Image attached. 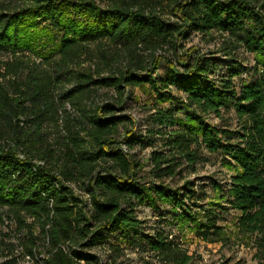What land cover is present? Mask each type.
Here are the masks:
<instances>
[{
	"label": "trees",
	"instance_id": "obj_1",
	"mask_svg": "<svg viewBox=\"0 0 264 264\" xmlns=\"http://www.w3.org/2000/svg\"><path fill=\"white\" fill-rule=\"evenodd\" d=\"M230 209L264 264V0H0V264H193Z\"/></svg>",
	"mask_w": 264,
	"mask_h": 264
},
{
	"label": "rangeland",
	"instance_id": "obj_2",
	"mask_svg": "<svg viewBox=\"0 0 264 264\" xmlns=\"http://www.w3.org/2000/svg\"><path fill=\"white\" fill-rule=\"evenodd\" d=\"M184 44L185 46L199 44L202 50L213 47L212 43L205 44L200 42L199 36L196 33H192L190 37L185 40ZM239 54L243 56L245 64L253 63L252 54L243 53L242 51H240ZM164 65L165 64L162 62L159 69L156 70L155 74L157 76L163 75L165 73ZM146 102L151 101L137 89H135L132 95L127 98L126 102V109L136 117L137 124L142 130H144L147 126L148 111L145 107ZM209 119L213 122L216 121V118L213 116H210ZM147 150L148 148H144L140 154H145ZM221 162L222 157L220 154L210 155L209 161L199 166V175H208L212 172L218 173L219 171V174L229 175L231 171L226 167V165H222ZM237 214L238 212L236 210L230 209L227 212H224L217 221L218 224L224 225L228 233H230L231 239L230 243L228 244H222L219 241H202L195 235L193 231L188 229H185L181 234L179 233L181 236L182 245L187 248L188 253L196 254L193 264H260L253 255L254 248L251 245V240L248 237L243 238V235L234 227L233 223L237 217ZM139 215L147 218L150 222L157 218L156 214L147 206L140 207ZM169 228H172L173 230L176 229L174 226H169ZM94 251H97L104 258V261L106 262L105 264H110L109 259H107L106 251L101 250L98 247H96ZM22 263L32 264V260L25 258L22 260ZM128 263L145 264L141 259V256L127 248L124 250L123 254L116 256L114 264Z\"/></svg>",
	"mask_w": 264,
	"mask_h": 264
},
{
	"label": "built area",
	"instance_id": "obj_3",
	"mask_svg": "<svg viewBox=\"0 0 264 264\" xmlns=\"http://www.w3.org/2000/svg\"><path fill=\"white\" fill-rule=\"evenodd\" d=\"M25 258H26V259H30V256L26 255ZM25 258H24V259H25ZM73 264H76V263H73ZM80 264H83V262L80 261Z\"/></svg>",
	"mask_w": 264,
	"mask_h": 264
}]
</instances>
